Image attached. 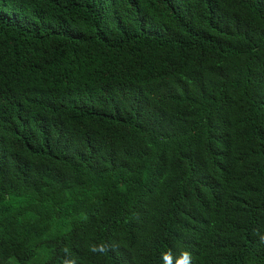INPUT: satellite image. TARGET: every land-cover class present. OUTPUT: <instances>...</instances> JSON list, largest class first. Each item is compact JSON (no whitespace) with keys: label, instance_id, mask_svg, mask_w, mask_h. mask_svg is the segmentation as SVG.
Returning <instances> with one entry per match:
<instances>
[{"label":"trees","instance_id":"1","mask_svg":"<svg viewBox=\"0 0 264 264\" xmlns=\"http://www.w3.org/2000/svg\"><path fill=\"white\" fill-rule=\"evenodd\" d=\"M262 237L264 0H0V264H264Z\"/></svg>","mask_w":264,"mask_h":264},{"label":"clouds","instance_id":"2","mask_svg":"<svg viewBox=\"0 0 264 264\" xmlns=\"http://www.w3.org/2000/svg\"><path fill=\"white\" fill-rule=\"evenodd\" d=\"M261 243H264V237L261 238ZM90 251L105 253L108 251V249L104 247L103 245L99 247H96L93 245L91 246ZM164 261H165V264H172L171 251H169L168 253L164 255ZM191 261H192V254L190 251L186 250L181 253L180 258L177 260L176 264H191Z\"/></svg>","mask_w":264,"mask_h":264}]
</instances>
